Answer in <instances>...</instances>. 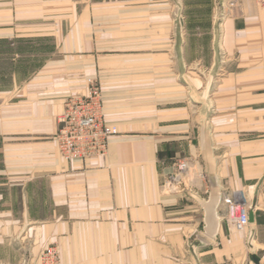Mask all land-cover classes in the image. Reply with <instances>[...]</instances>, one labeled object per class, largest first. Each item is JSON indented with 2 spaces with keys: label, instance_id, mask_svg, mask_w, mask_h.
I'll use <instances>...</instances> for the list:
<instances>
[{
  "label": "crops",
  "instance_id": "1",
  "mask_svg": "<svg viewBox=\"0 0 264 264\" xmlns=\"http://www.w3.org/2000/svg\"><path fill=\"white\" fill-rule=\"evenodd\" d=\"M167 4L0 0V39L14 45L43 29L39 37L60 41L39 64L22 66L21 52H0V248L7 250L0 264H34L52 245L61 264H264V140L251 137L259 125L248 124L264 122L260 80L230 73L208 82L213 94L198 107L196 84L182 87L173 79L179 67L163 63L177 52H150L143 25ZM235 4L212 12L223 17L226 49L239 52L246 26L264 33V12L253 0ZM110 9L133 11L127 23L136 25L102 20ZM90 76L119 135L105 158L68 161L55 139L59 117ZM214 193L220 223L211 237L198 197L208 202ZM239 193L254 211L245 233L224 219L226 200Z\"/></svg>",
  "mask_w": 264,
  "mask_h": 264
},
{
  "label": "rangeland",
  "instance_id": "2",
  "mask_svg": "<svg viewBox=\"0 0 264 264\" xmlns=\"http://www.w3.org/2000/svg\"><path fill=\"white\" fill-rule=\"evenodd\" d=\"M224 1L225 0H180L179 5L173 8L171 4L172 0H168L165 10H150V12L157 11L158 18H150L149 22L143 25L149 29L147 34L150 37V52L155 49L157 52H177V54L173 53L169 61L165 60L163 63L179 67V69L176 70L180 71L173 73V79L180 82L182 87L187 88L190 81L196 84L198 107H200L199 104L201 102L203 103L205 99H208V97L213 94L212 92L208 94V82L213 83L215 86L220 79H226L230 73V78H232V75L244 74L249 76L250 79L254 78L255 80H260V86L262 88L259 91L261 95L264 96V33L258 35L256 34L257 31L255 27L246 26V31L248 29L249 32L246 33V36L245 34L241 35V42L238 43L239 52H234L233 46L231 45H227L226 49L224 41L221 40L224 27L222 24L223 17L216 11H214V14L212 8L214 7L218 10L222 7V4L227 3L229 10H232L236 8L237 5L235 3L237 0H233L235 4L234 7L230 6L232 0ZM253 2L255 6H257L255 0H253ZM169 4H171V6ZM259 9L264 12L262 8L259 7ZM116 10L118 9L105 10L107 13L102 15V20L109 22L118 21V23H122L125 21H122L125 18L127 19L125 21V26L127 28H129L130 25H136L134 22L127 23L130 21L129 17H133V11H130L131 15L129 16L126 14L118 16L114 13L112 14V12ZM121 11L129 12L128 10ZM212 15H216L214 21H211ZM23 32L25 31H22V35ZM32 33L34 34V31H32ZM44 33L43 29H37L35 34L36 37H26L27 39L20 40V42L18 41L19 39H16L14 45L12 40L4 41L0 39V52H21L23 55L21 58L22 66H28L33 61L39 64L46 58L54 57V52L58 51L57 46L60 42H57L54 36L39 37L44 35ZM28 34V32L24 33L26 36ZM144 34L145 33H143V35ZM134 36V32L128 31L126 38H134ZM153 37H156V45H154V41H152ZM260 37H262V39L258 41L259 39L257 38ZM243 38H245V40ZM247 38L252 39L247 40ZM62 42H64L65 51H68V40L65 39ZM131 46L134 48L135 41L131 42ZM62 49L64 50V48ZM253 49H257V51L252 52ZM261 50L263 51L260 52ZM172 63L173 65H171ZM237 71L239 72L237 73ZM21 74L23 76L24 72ZM85 81L86 89L83 94L89 90L92 82H96L100 85L99 81L92 76L85 77ZM182 90V94H185L186 90ZM248 124L254 127L255 125H259L257 129L258 132L252 133L251 137L255 138L258 135V139L264 140V122L254 121ZM52 246L57 247L59 251L57 245ZM6 254L7 250L0 248V258L4 257Z\"/></svg>",
  "mask_w": 264,
  "mask_h": 264
},
{
  "label": "built area",
  "instance_id": "3",
  "mask_svg": "<svg viewBox=\"0 0 264 264\" xmlns=\"http://www.w3.org/2000/svg\"><path fill=\"white\" fill-rule=\"evenodd\" d=\"M255 2L264 10V0ZM230 6L234 7V2ZM118 135L117 126L106 120L101 86L92 82L85 94L72 97L66 102L64 113L59 117V130L55 139L63 158L72 161L105 158L109 141ZM187 169V162L178 164L180 173ZM226 205L227 214L224 219L227 224L234 232L245 233L250 226L252 203L245 194L239 193L227 199ZM34 264H61L58 248L51 246L42 250Z\"/></svg>",
  "mask_w": 264,
  "mask_h": 264
},
{
  "label": "water",
  "instance_id": "4",
  "mask_svg": "<svg viewBox=\"0 0 264 264\" xmlns=\"http://www.w3.org/2000/svg\"><path fill=\"white\" fill-rule=\"evenodd\" d=\"M198 198H199L201 205L205 208V211H206V219H205L206 233L211 237H215L219 223H220L219 222L220 218L217 215L219 196L216 193H214L210 197L208 202L201 199L200 197ZM250 222L251 223L254 222V211L253 210L250 212Z\"/></svg>",
  "mask_w": 264,
  "mask_h": 264
}]
</instances>
